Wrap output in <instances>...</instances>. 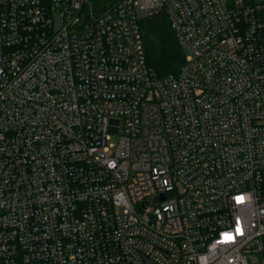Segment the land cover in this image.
Masks as SVG:
<instances>
[{"label":"built area","instance_id":"built-area-1","mask_svg":"<svg viewBox=\"0 0 264 264\" xmlns=\"http://www.w3.org/2000/svg\"><path fill=\"white\" fill-rule=\"evenodd\" d=\"M102 1L0 0V264H264V3Z\"/></svg>","mask_w":264,"mask_h":264},{"label":"trees","instance_id":"trees-1","mask_svg":"<svg viewBox=\"0 0 264 264\" xmlns=\"http://www.w3.org/2000/svg\"><path fill=\"white\" fill-rule=\"evenodd\" d=\"M108 0H103L107 4ZM148 65L160 78L179 73L185 54L177 43L165 11L148 15L140 20Z\"/></svg>","mask_w":264,"mask_h":264},{"label":"rangeland","instance_id":"rangeland-1","mask_svg":"<svg viewBox=\"0 0 264 264\" xmlns=\"http://www.w3.org/2000/svg\"><path fill=\"white\" fill-rule=\"evenodd\" d=\"M220 1L223 3L224 6H226V1L227 0H220ZM239 1L240 0H234V2H239ZM248 1H251V2L256 3V4L264 3V0H248ZM136 10H137L138 16L141 17V19L146 17V16H148V15H150L149 12L144 11L139 4H137Z\"/></svg>","mask_w":264,"mask_h":264}]
</instances>
